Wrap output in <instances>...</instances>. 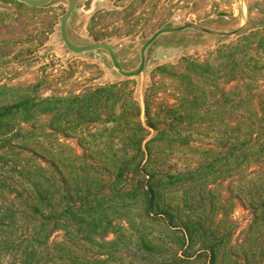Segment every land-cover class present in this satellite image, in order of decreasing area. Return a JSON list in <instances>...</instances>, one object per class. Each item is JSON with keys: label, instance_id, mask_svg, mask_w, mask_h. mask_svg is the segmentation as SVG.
<instances>
[{"label": "trees", "instance_id": "16d2710c", "mask_svg": "<svg viewBox=\"0 0 264 264\" xmlns=\"http://www.w3.org/2000/svg\"><path fill=\"white\" fill-rule=\"evenodd\" d=\"M235 33L207 60L173 66L170 74L187 83L177 103L158 105L153 85L144 121L128 79L67 96L27 89L0 103V264H203L205 257L207 264H259L257 235L251 258L243 244L223 245V221L210 226L198 213L212 207L209 193L199 207L186 193L204 196L248 171L251 229L264 232V23ZM230 113L236 119L219 123L224 147L204 151L215 157L185 172L160 167L164 143L190 126L186 119ZM101 125L129 131L122 149L81 155L59 137L80 132L88 140ZM105 142L100 136L94 145Z\"/></svg>", "mask_w": 264, "mask_h": 264}, {"label": "rangeland", "instance_id": "374dc122", "mask_svg": "<svg viewBox=\"0 0 264 264\" xmlns=\"http://www.w3.org/2000/svg\"><path fill=\"white\" fill-rule=\"evenodd\" d=\"M72 3L66 36L73 49L62 32L63 18ZM263 23L264 0H50L36 7L20 0H0V103L12 102L27 89L43 96H67L128 79L130 92L142 106L144 121L145 98L153 85L158 105L177 103L179 93L186 88L187 83L182 84L170 74L173 66L185 67L189 57L207 60L221 44L238 39L237 29L259 28ZM97 43L107 46L92 47ZM162 66L167 73L159 70ZM130 73L136 74L126 75ZM232 117L237 116L205 114L186 119L190 126H183L172 142L164 143L165 157L160 167L173 173L185 172L215 157V152L204 151L219 152L224 147L219 123ZM104 127L97 126L98 130L93 131L96 137L84 141L80 132L59 137L81 155L122 149L129 131L124 127L108 131ZM100 136L107 142L94 145ZM110 141L114 145L108 144ZM246 174L248 171L244 178L239 175L219 180L204 189L201 197V192L194 193V189L186 193L197 207L207 203L209 193L212 207L199 210V215L207 218L210 226L222 220L221 231L226 234L222 244H243L240 249L244 248L251 258L252 237L257 235L264 247V232L254 234L256 227L251 229L254 212L249 205L252 194L247 193L254 190ZM170 198L177 197L170 194ZM223 212L227 216L223 217ZM259 256L258 263L264 264V254ZM207 261L205 257L202 263ZM225 263L227 260L221 263V258L216 262Z\"/></svg>", "mask_w": 264, "mask_h": 264}, {"label": "water", "instance_id": "95a60500", "mask_svg": "<svg viewBox=\"0 0 264 264\" xmlns=\"http://www.w3.org/2000/svg\"><path fill=\"white\" fill-rule=\"evenodd\" d=\"M21 2H24V3H26V4H28V5H30V6H34V7H36V6H40V5H42V4H44V3H46V2H48V1H50V0H37V1H33V0H20ZM73 2H75L76 0H72ZM73 9H74V4L72 3V5L70 6V8H69V10H68V12H67V14L64 16V18H63V22H62V32H63V37H64V39H65V42H66V44L71 48V49H73V47L71 46V44H70V42H69V39L67 38V36H66V18H67V16H69L70 14H71V12L73 11ZM157 36V34H155L154 35V37L152 38V40L155 38ZM102 45H105V44H95V45H92V47H100V46H102ZM105 46H107V45H105ZM144 62H145V59L143 58V65L142 66H144ZM118 68H119V70L123 73V69H122V67L120 66V65H118ZM136 73H130V74H126V75H135Z\"/></svg>", "mask_w": 264, "mask_h": 264}]
</instances>
